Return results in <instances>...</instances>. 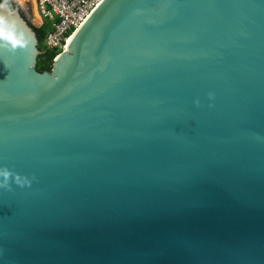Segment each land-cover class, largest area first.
<instances>
[{"label":"water","instance_id":"obj_1","mask_svg":"<svg viewBox=\"0 0 264 264\" xmlns=\"http://www.w3.org/2000/svg\"><path fill=\"white\" fill-rule=\"evenodd\" d=\"M12 1L0 264H264V0H101L51 71Z\"/></svg>","mask_w":264,"mask_h":264},{"label":"built area","instance_id":"obj_2","mask_svg":"<svg viewBox=\"0 0 264 264\" xmlns=\"http://www.w3.org/2000/svg\"><path fill=\"white\" fill-rule=\"evenodd\" d=\"M36 11L41 19L51 23L52 29L45 38V47L60 53L75 29L101 0H35ZM22 8V7H21ZM27 14V13H26ZM27 17L33 22L31 14Z\"/></svg>","mask_w":264,"mask_h":264},{"label":"trees","instance_id":"obj_3","mask_svg":"<svg viewBox=\"0 0 264 264\" xmlns=\"http://www.w3.org/2000/svg\"><path fill=\"white\" fill-rule=\"evenodd\" d=\"M6 1L9 2L10 5H12L13 7L17 5L12 0H6ZM19 1L23 2L25 0H19ZM20 11L25 18H28L23 8H20ZM36 15L39 16L37 12H36ZM29 22L33 26L34 30L36 31L38 40H39V43H38L39 54H38V60H37V65H36L37 69L39 71H46V70L51 71L53 67L54 58L57 55V52L48 50L45 47V38L47 34L49 33V31L52 29L51 23L49 21H44V23H42L41 25H35L31 21Z\"/></svg>","mask_w":264,"mask_h":264},{"label":"rangeland","instance_id":"obj_4","mask_svg":"<svg viewBox=\"0 0 264 264\" xmlns=\"http://www.w3.org/2000/svg\"><path fill=\"white\" fill-rule=\"evenodd\" d=\"M17 2L20 4V6L24 9V11L27 14H31L33 17V22H35L38 25H41V19L39 16L36 15V1L35 0H25L23 2H20L17 0Z\"/></svg>","mask_w":264,"mask_h":264},{"label":"clouds","instance_id":"obj_5","mask_svg":"<svg viewBox=\"0 0 264 264\" xmlns=\"http://www.w3.org/2000/svg\"><path fill=\"white\" fill-rule=\"evenodd\" d=\"M3 35L12 40L13 45L15 44H24V40L23 39H17V38H13L12 34L9 31H3ZM0 176H2L4 178V181L6 182L9 176V172L7 170H3L0 171Z\"/></svg>","mask_w":264,"mask_h":264}]
</instances>
